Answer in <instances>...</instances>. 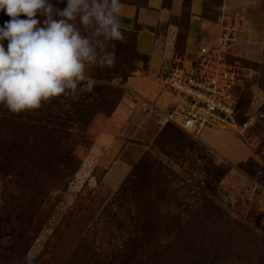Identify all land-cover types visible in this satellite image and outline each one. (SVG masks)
<instances>
[{
    "label": "rangeland",
    "instance_id": "rangeland-1",
    "mask_svg": "<svg viewBox=\"0 0 264 264\" xmlns=\"http://www.w3.org/2000/svg\"><path fill=\"white\" fill-rule=\"evenodd\" d=\"M121 2L115 67L87 69L102 85L0 105V264H264V0H162L142 26L125 14L148 0ZM172 69L215 77L231 125L166 121Z\"/></svg>",
    "mask_w": 264,
    "mask_h": 264
},
{
    "label": "clouds",
    "instance_id": "clouds-1",
    "mask_svg": "<svg viewBox=\"0 0 264 264\" xmlns=\"http://www.w3.org/2000/svg\"><path fill=\"white\" fill-rule=\"evenodd\" d=\"M0 0L10 19L0 27V105L10 112L77 98L103 84L89 66L114 68L121 0ZM26 17L21 18V17ZM5 41L7 46L5 47ZM25 264H34L31 252Z\"/></svg>",
    "mask_w": 264,
    "mask_h": 264
},
{
    "label": "built area",
    "instance_id": "built-area-1",
    "mask_svg": "<svg viewBox=\"0 0 264 264\" xmlns=\"http://www.w3.org/2000/svg\"><path fill=\"white\" fill-rule=\"evenodd\" d=\"M163 78L170 90L181 98V105L166 117V121L177 123L194 136L202 128L214 130L231 125V96L215 77H204L202 72L196 76V73L186 74L172 69Z\"/></svg>",
    "mask_w": 264,
    "mask_h": 264
},
{
    "label": "crops",
    "instance_id": "crops-1",
    "mask_svg": "<svg viewBox=\"0 0 264 264\" xmlns=\"http://www.w3.org/2000/svg\"><path fill=\"white\" fill-rule=\"evenodd\" d=\"M178 1L179 0H175L176 4L178 3ZM152 2H153L152 0H148V3H147L146 6L140 7L138 9L136 7H134V6H129V7L132 8L133 13L132 14H125V17L127 18L129 16L128 19L131 22H133V19H135V23H137L138 25H141V26L142 25H148V24H151V23L156 24L158 22V20H159V17H160V11H162V8H161L162 7L161 6L162 0H156V1H154V3H152ZM151 14H154V16H152ZM133 24H134V22H133ZM141 30H146V28L143 27L139 31H141ZM146 31H148V30H146ZM153 37H154V35H153ZM136 38H137L136 39V47H137V40L139 38V33H137ZM149 99H150V97L148 96V100ZM212 142H213V144H211V143H208V144H210V145L214 146L215 148H217L218 147L217 144H219V143L216 140H214ZM215 142H217V144ZM217 149L220 150L221 152H224V154H227L226 151L228 150V147H225L224 150L221 149L220 147L217 148Z\"/></svg>",
    "mask_w": 264,
    "mask_h": 264
},
{
    "label": "trees",
    "instance_id": "trees-1",
    "mask_svg": "<svg viewBox=\"0 0 264 264\" xmlns=\"http://www.w3.org/2000/svg\"><path fill=\"white\" fill-rule=\"evenodd\" d=\"M241 168V167H240ZM242 169V168H241ZM225 225H227V223H225ZM215 230V232H220V230H221V228L219 229V230H217V229H214ZM237 264H239V263H237Z\"/></svg>",
    "mask_w": 264,
    "mask_h": 264
}]
</instances>
